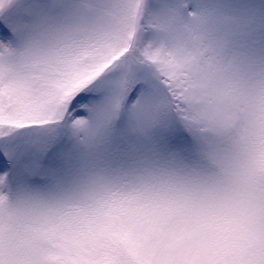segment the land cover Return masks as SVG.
<instances>
[{"label":"snow or ice","instance_id":"6c2138e0","mask_svg":"<svg viewBox=\"0 0 264 264\" xmlns=\"http://www.w3.org/2000/svg\"><path fill=\"white\" fill-rule=\"evenodd\" d=\"M11 3L0 0V12ZM95 19L104 30L86 29ZM209 23L222 40H206ZM235 35L226 16L192 0H82L29 24L6 17L0 264H264V201L239 230L189 256L159 254L154 228L125 222L126 213L101 220L97 199L118 185L213 180L238 121L259 119L246 85L233 93L214 83Z\"/></svg>","mask_w":264,"mask_h":264},{"label":"clouds","instance_id":"9594fccd","mask_svg":"<svg viewBox=\"0 0 264 264\" xmlns=\"http://www.w3.org/2000/svg\"><path fill=\"white\" fill-rule=\"evenodd\" d=\"M103 20H90L89 31H102ZM206 40L220 41L222 30L211 23L204 26ZM194 42L195 38H193ZM234 54L243 63H232ZM219 62L224 71L214 83L235 93L246 85L258 122L247 116L238 121L235 138L222 145L223 166L211 182L177 176L137 185H118L101 193L100 219L109 214L129 217L141 230H155L153 243L161 255H189L222 242L246 222L251 205L264 201V89H259L264 73V33L250 30L237 33L223 49ZM240 77L238 80L237 77ZM259 89V90H258ZM247 130V131H245ZM102 147V138L97 141Z\"/></svg>","mask_w":264,"mask_h":264},{"label":"rangeland","instance_id":"374dc122","mask_svg":"<svg viewBox=\"0 0 264 264\" xmlns=\"http://www.w3.org/2000/svg\"><path fill=\"white\" fill-rule=\"evenodd\" d=\"M81 2L82 0H12V3L0 12V23H4L7 17L18 19L22 24H29L50 13L54 4L68 5ZM192 2L202 11L226 16L237 33L250 30L264 33V0H192ZM76 110H81V106H77ZM25 143H29L28 140H25Z\"/></svg>","mask_w":264,"mask_h":264},{"label":"trees","instance_id":"16d2710c","mask_svg":"<svg viewBox=\"0 0 264 264\" xmlns=\"http://www.w3.org/2000/svg\"><path fill=\"white\" fill-rule=\"evenodd\" d=\"M54 133L49 132H36L30 133L26 140H28L29 144L38 145L42 143L48 136L53 135Z\"/></svg>","mask_w":264,"mask_h":264}]
</instances>
